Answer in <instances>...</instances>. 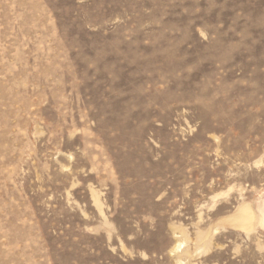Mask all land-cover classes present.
Returning a JSON list of instances; mask_svg holds the SVG:
<instances>
[{
  "label": "rangeland",
  "instance_id": "374dc122",
  "mask_svg": "<svg viewBox=\"0 0 264 264\" xmlns=\"http://www.w3.org/2000/svg\"><path fill=\"white\" fill-rule=\"evenodd\" d=\"M262 217L264 0H0V264H264Z\"/></svg>",
  "mask_w": 264,
  "mask_h": 264
},
{
  "label": "bare ground",
  "instance_id": "6f19581e",
  "mask_svg": "<svg viewBox=\"0 0 264 264\" xmlns=\"http://www.w3.org/2000/svg\"><path fill=\"white\" fill-rule=\"evenodd\" d=\"M239 224H241L242 227L244 228H249L250 227V224L247 223V221L245 219H239L238 220ZM261 222L264 224V217L261 218Z\"/></svg>",
  "mask_w": 264,
  "mask_h": 264
}]
</instances>
